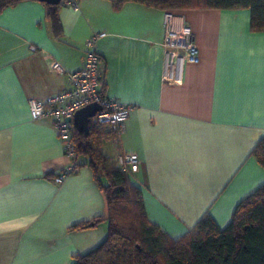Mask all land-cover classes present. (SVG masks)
I'll return each mask as SVG.
<instances>
[{"label": "crops", "instance_id": "0c3cea01", "mask_svg": "<svg viewBox=\"0 0 264 264\" xmlns=\"http://www.w3.org/2000/svg\"><path fill=\"white\" fill-rule=\"evenodd\" d=\"M165 12L79 0L78 10L60 6L59 36L46 2L25 0L0 14V264H72L106 237L107 219L73 229L106 217L88 158L56 184L70 159L52 121L33 120L29 106L69 86L95 32H106L98 41L104 95L134 106L120 143L106 139L103 150L139 155L131 179L151 222L174 239L205 214L224 229L264 185L253 153L264 136V31L251 30L249 8L175 12L191 25L199 51L179 81L164 82Z\"/></svg>", "mask_w": 264, "mask_h": 264}, {"label": "trees", "instance_id": "16d2710c", "mask_svg": "<svg viewBox=\"0 0 264 264\" xmlns=\"http://www.w3.org/2000/svg\"><path fill=\"white\" fill-rule=\"evenodd\" d=\"M25 0H0V14ZM120 7L127 1L142 2L177 12L196 8L251 10V30L264 31V0H112ZM48 6L47 17L53 32L62 33L59 8L63 0ZM113 138L105 126L79 131L78 158L84 155L99 182L106 200V217L76 224L86 228L108 221L105 239L96 248L74 257L72 264H264V185L236 207L229 225L221 229L210 214L179 238L170 237L146 214L142 190L129 173L123 172L116 157L108 156L103 142ZM264 166V136L253 151ZM77 158V159H78ZM79 166L80 163H77ZM105 179V180H103Z\"/></svg>", "mask_w": 264, "mask_h": 264}, {"label": "built area", "instance_id": "2783aa9c", "mask_svg": "<svg viewBox=\"0 0 264 264\" xmlns=\"http://www.w3.org/2000/svg\"><path fill=\"white\" fill-rule=\"evenodd\" d=\"M63 4L76 10L79 0H63ZM165 36L162 42L164 54V82L179 81L187 61L198 54L191 25L181 15L173 11L165 12ZM106 32H95L86 41V62L82 69L69 73V86L56 94L45 98L29 100L33 120L50 119L61 140L65 154L70 159L56 177V184H61L68 176L78 171V146L76 142L77 125L74 121L76 112L83 107L97 102L103 109L91 120V128L109 127L113 132V141L120 143L121 135L126 130V122L134 106L104 95L102 91L104 76L101 69L102 57L98 50V41ZM54 67L65 72L64 67L55 63ZM118 167L125 173L133 174L140 168V157L136 153L121 152L116 156Z\"/></svg>", "mask_w": 264, "mask_h": 264}, {"label": "water", "instance_id": "95a60500", "mask_svg": "<svg viewBox=\"0 0 264 264\" xmlns=\"http://www.w3.org/2000/svg\"><path fill=\"white\" fill-rule=\"evenodd\" d=\"M48 4L57 5L62 0H40ZM103 107L97 102H93L82 109L78 110L74 116V121L79 131L90 133L91 131V120L97 112L101 111Z\"/></svg>", "mask_w": 264, "mask_h": 264}]
</instances>
